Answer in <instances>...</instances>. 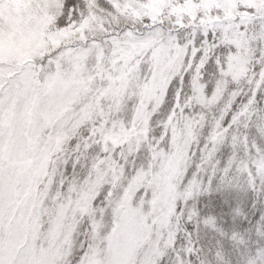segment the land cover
<instances>
[{
	"label": "snow or ice",
	"instance_id": "snow-or-ice-1",
	"mask_svg": "<svg viewBox=\"0 0 264 264\" xmlns=\"http://www.w3.org/2000/svg\"><path fill=\"white\" fill-rule=\"evenodd\" d=\"M0 264H264V0H0Z\"/></svg>",
	"mask_w": 264,
	"mask_h": 264
}]
</instances>
